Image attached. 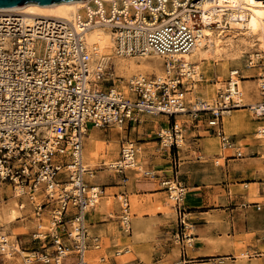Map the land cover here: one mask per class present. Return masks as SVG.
I'll return each mask as SVG.
<instances>
[{"label": "built area", "instance_id": "obj_1", "mask_svg": "<svg viewBox=\"0 0 264 264\" xmlns=\"http://www.w3.org/2000/svg\"><path fill=\"white\" fill-rule=\"evenodd\" d=\"M204 1L88 0L72 19H30L20 12H0V188L16 189L21 208L27 204L39 222L43 217L49 221L45 239L50 238L51 245L41 254L26 255L28 264L35 257L44 264H64L67 258L73 259L72 264H88L86 249L91 242L102 246L101 237L88 230V213L98 199L109 197L104 185L91 180L96 169L84 163V140L91 127L127 129L141 115H163L171 122L170 146H174L181 130L177 117L209 110L205 130L219 136L223 150L233 147L234 137L224 130L223 112L245 106L236 98L238 80L243 79L240 69H230L226 90L219 92L214 108L196 109L188 105V94L198 82L194 63L174 57L196 45L205 25ZM95 25L108 26L124 53L165 54L166 75L134 76L123 84L97 83L89 76L85 42L86 31ZM39 41L43 54L36 53ZM232 87H236L233 95ZM254 110L264 119V100ZM259 137L264 138V129ZM141 149L137 140L121 142L110 167L123 181ZM162 183L171 194L175 191L176 208L182 212L181 183L173 178ZM117 197L121 226L130 232L129 195L122 191ZM35 236L42 238L38 232Z\"/></svg>", "mask_w": 264, "mask_h": 264}, {"label": "rangeland", "instance_id": "obj_2", "mask_svg": "<svg viewBox=\"0 0 264 264\" xmlns=\"http://www.w3.org/2000/svg\"><path fill=\"white\" fill-rule=\"evenodd\" d=\"M223 30L224 35L222 36L233 37L232 42L225 46L226 48L218 57L204 62L202 65L203 80L196 82L193 93L191 91L188 94V105L194 108L196 101H200L199 106L209 103L213 106L219 92L226 88L230 69L239 68L243 76L240 89L243 94L242 104L245 106L230 108L228 110L231 113H223L224 130L235 140L233 147L223 150L219 136L205 131L206 122L210 117L209 110H199L197 116L189 112L177 117L180 131L183 132L186 140L183 147L177 143L174 146H170V143L163 142L162 144L161 132L169 133L170 130L172 134L171 122L163 115H141L140 120L127 129L123 127L119 130L117 126L89 129L84 141V151L87 150L88 154L91 151L95 152L92 156L94 162L88 166L96 169L92 181L104 185L105 189L107 186H117L108 190L107 205L104 198L99 199L100 203H97L95 208L89 212V233L93 236L98 235L102 239V246L95 248L96 251L89 254V264H264L257 260H250L246 252H235V256L226 260H214L202 256L190 258L182 252L184 247L188 249L192 247L189 243L192 237L189 233L191 227L188 226L189 220L185 216L186 196L189 194L185 185L186 178L190 177L199 181L202 172L213 175L214 171L209 165L220 174L228 159L232 165L233 160L249 157L251 153L249 145L253 143L264 145V138L259 137L260 129L264 127V119H260L255 113L252 114L249 109V104L264 100L259 87L260 74L262 73L264 77L263 51L257 47L249 49V40L247 41L242 36L243 30L239 25L235 24L230 28L229 24H226ZM37 50H42V43L38 45ZM258 53L261 55L255 61L257 66L246 67L249 61L253 60L252 57ZM156 57V55H149L144 61L145 65L137 67L139 57H135L137 61L132 60L129 65L125 66L122 65L124 60L120 55L114 56L110 62L111 67L103 76L104 80H108L105 84L113 83V81L121 84L117 76L123 81L128 79L132 72L137 71L136 69L144 71L148 76L163 73L162 58L156 59ZM112 73L116 78L110 79L113 77ZM190 99L192 102L189 101ZM91 134L94 135V142L88 138ZM205 137L209 138L212 145L209 152L211 156H207L204 151ZM125 138L137 140L142 149L137 156V167L126 169L127 179L123 181L120 174L115 172L108 162L105 163V154L108 151V143H116L118 152L112 158L115 160L119 155L120 144ZM170 140L172 141L171 138ZM214 153H216L215 156H213ZM262 153L264 154V149ZM216 157L220 158L218 162ZM159 167L163 170L156 171L155 168ZM155 177L159 178L158 184L156 189L150 191L156 193L144 192L143 186L137 188L135 185L136 181L152 178L154 181ZM166 178L178 180L184 188L181 200L182 207H184L182 212L176 208L175 199L170 197L172 192L162 183ZM123 190L130 198V232H125L120 221V200L117 195ZM5 193L7 196L8 191L6 190ZM3 196L0 191V199ZM5 210L2 213V222L5 223L2 231L4 235L13 236L11 239L14 248L8 246L4 251L1 248L0 264H23L25 255L41 254L51 245L50 238L45 239L49 228L47 217L44 218V224L38 228L34 216L29 211L30 208L24 209V219L19 218L12 222H8L5 218ZM101 220L109 223V229L107 233L96 234V225L92 224L99 223ZM36 232L44 235L42 238H36ZM262 237L264 238V231ZM183 239H186L184 244H182ZM124 248L130 251L124 252ZM119 251L121 253L117 254ZM101 258L105 261H101ZM72 262V258L64 260V264H72ZM30 264L44 263L35 257Z\"/></svg>", "mask_w": 264, "mask_h": 264}, {"label": "bare ground", "instance_id": "obj_3", "mask_svg": "<svg viewBox=\"0 0 264 264\" xmlns=\"http://www.w3.org/2000/svg\"><path fill=\"white\" fill-rule=\"evenodd\" d=\"M88 0H69V1H60L57 3L49 4V5H41L36 2H30L25 4L22 7L18 8H8V9H0V12H20L24 14L26 17L32 19L34 17H61L66 19H72L74 18V15L78 12V10L87 2ZM203 9L205 10V16H204V22L205 25L203 26L202 33L199 35L196 45L193 47V49L186 54L183 55H174L175 58L183 57L184 60L187 62L194 63L193 67L196 71V79L198 81L203 80V71H202V65L204 62H209L213 57H218L225 49V46H228L232 42L233 37H226L222 36L226 24H229V27L232 28L235 24L239 25L242 28V36L249 40V49H253L257 47V49L263 51L264 55V1L263 0H205L203 3ZM224 35V34H223ZM250 37V38H248ZM85 42L86 46L88 48V51L90 52V73L89 76L92 79H95L98 82L104 80V75L107 73V70L111 67V60L114 56L120 55L122 57L123 63L122 65H129L132 60H136L135 57H139L137 67H142L145 65V60L148 58L149 55H156L157 58H162V69L163 73L160 74H153L157 77H164L167 73L166 70V62H167V56L165 54H161L159 52L155 51H146L143 53L138 54H129L124 53L122 50H120L117 47L116 43V34H114L111 29L108 26L104 25H95L89 28L85 33ZM42 43L39 41L37 43L36 47V53L43 54L44 50L42 47V50H37L38 45ZM252 55V54H251ZM260 53L254 55L252 57L253 60H250L249 63L246 65V67H255L257 66V63H254L257 61V59L260 57ZM137 61V60H136ZM253 62L254 64H251ZM148 63V62H147ZM134 71L130 74L128 79H131L134 76H143L147 75L144 71L138 70ZM113 78L115 77V74L112 73ZM152 75V76H153ZM262 73L260 74L261 78H259V87L262 90L261 93L264 95V77H262ZM103 77V79H102ZM118 81L123 84V81L121 77L117 76ZM116 80V79H115ZM242 79L238 80L237 89L239 91V96H236L238 101L242 104V97L243 94L240 89V82ZM227 86V85H226ZM195 87V85H194ZM263 87V88H262ZM236 87H232V94L234 93V90ZM226 90V88H225ZM194 91V89H193ZM192 91V93H193ZM190 102L191 99L189 100ZM216 101V99H215ZM259 102V101H258ZM249 104V109L252 114H254V108L257 106V103ZM199 101H196L194 108L196 109H212L215 107V102L213 106H210V103L205 106H199ZM230 110L224 111L223 113H230ZM149 115V114H148ZM256 117V116H255ZM261 119V118H260ZM263 126V125H262ZM118 129H123L124 126L118 125ZM96 128V127H95ZM264 129V127H262ZM169 133L161 132L162 136V144L164 143H171V132ZM260 133V132H259ZM88 138L94 142V135L91 134L88 136ZM85 141V140H84ZM177 143L180 147L185 146L186 140L183 136V132L179 131L177 134ZM87 149V148H86ZM118 146L116 143H108V151L105 154L106 161L105 163H110V160H113L112 158L114 155L118 152ZM95 154V152L91 151L89 154L86 151H84L83 146V158L84 163L86 166H90L93 164L92 156ZM137 167V162L133 164L132 166L127 167L126 169H133ZM94 176H92L93 178ZM91 178V180H92ZM8 191L7 199H4L3 196L0 199V250L1 248L4 249L6 247L14 248V244L12 243V237L11 235H4L3 233V227L4 222L2 219V213L5 210V218L8 222H12L16 219H24L25 211L24 209L30 208V213H32L31 207L26 204L25 208H21L18 203L17 198V190L12 189L11 186H6L5 188H0L1 194L3 192ZM171 198H175V191L173 194L170 195ZM100 203L99 199L96 202ZM95 204V205H96ZM34 216V214H32ZM35 218V216H34ZM44 220V217H43ZM35 223L38 228L44 224V221L39 222L37 218H35ZM187 224V222H186ZM189 226V225H188ZM126 232V231H125ZM3 235H2V234ZM41 232H38L39 235L43 236L44 234H40ZM126 235V234H125ZM90 246L86 249V259L89 264V254H91L93 251H96L94 246V242H91ZM189 243L192 245V239H189ZM124 252H129L130 249L124 248ZM120 252V251H119ZM121 253V252H120ZM26 256V255H25ZM30 259H24L23 264H28V261Z\"/></svg>", "mask_w": 264, "mask_h": 264}, {"label": "crops", "instance_id": "obj_4", "mask_svg": "<svg viewBox=\"0 0 264 264\" xmlns=\"http://www.w3.org/2000/svg\"><path fill=\"white\" fill-rule=\"evenodd\" d=\"M208 139L204 138V151L211 156L212 145ZM248 147L251 149L249 157L233 160L232 165L228 159L220 174L209 165L213 175L202 172L199 181L186 178L189 194L186 196L185 216L189 220L193 244L190 249L184 247L182 252L188 257L226 260L235 256V252H246L250 260L264 263V145L253 143ZM216 158L218 162L220 158ZM152 179L136 181L135 185L137 188L143 186L144 192L150 193L159 181L157 177L154 181ZM114 187L117 186H107V192ZM105 201L107 205L108 200ZM108 224L101 220L92 225H96V234H103L107 233ZM185 241L183 239L182 244Z\"/></svg>", "mask_w": 264, "mask_h": 264}, {"label": "water", "instance_id": "obj_5", "mask_svg": "<svg viewBox=\"0 0 264 264\" xmlns=\"http://www.w3.org/2000/svg\"><path fill=\"white\" fill-rule=\"evenodd\" d=\"M60 1L69 0H0V9L18 8L30 2H36L41 5H49Z\"/></svg>", "mask_w": 264, "mask_h": 264}]
</instances>
